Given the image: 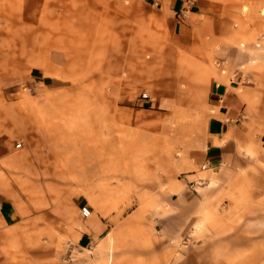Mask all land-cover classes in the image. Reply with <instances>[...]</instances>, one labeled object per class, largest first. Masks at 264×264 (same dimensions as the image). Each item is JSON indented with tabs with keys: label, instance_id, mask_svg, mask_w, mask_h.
<instances>
[{
	"label": "rangeland",
	"instance_id": "obj_1",
	"mask_svg": "<svg viewBox=\"0 0 264 264\" xmlns=\"http://www.w3.org/2000/svg\"><path fill=\"white\" fill-rule=\"evenodd\" d=\"M221 3L217 37L152 0H0V264H264L262 133L200 167L219 62L264 96V0Z\"/></svg>",
	"mask_w": 264,
	"mask_h": 264
},
{
	"label": "crops",
	"instance_id": "obj_2",
	"mask_svg": "<svg viewBox=\"0 0 264 264\" xmlns=\"http://www.w3.org/2000/svg\"><path fill=\"white\" fill-rule=\"evenodd\" d=\"M153 5L164 10V15L170 19L177 34L185 30L197 28L205 29L212 25L215 36L222 37V32L231 24V16L224 11L231 4L221 3L222 0H152ZM234 6V5H233ZM235 56L240 55L233 49ZM242 55V54H241ZM243 64L229 59L219 62V71L213 72L209 85L208 105L213 111L212 129L206 147L201 153L204 164L202 170L216 171L218 169L235 172L238 168H249L255 165L248 153L238 151L253 143L257 130L264 135V123L257 124V120L264 119V96L260 95L262 87L255 80V73L263 69L259 65L251 64L249 56L244 54ZM168 99H158L157 107L170 104ZM263 104V106H261ZM257 136L255 146L250 148L257 156L264 159V138ZM259 137V138H258ZM258 140L262 145H258ZM194 176V174H192ZM212 177L206 173L204 182ZM196 179L192 178L194 182Z\"/></svg>",
	"mask_w": 264,
	"mask_h": 264
},
{
	"label": "built area",
	"instance_id": "obj_3",
	"mask_svg": "<svg viewBox=\"0 0 264 264\" xmlns=\"http://www.w3.org/2000/svg\"><path fill=\"white\" fill-rule=\"evenodd\" d=\"M143 97H147L146 94L142 95ZM202 168L204 167V164L201 166ZM80 212L83 216H87L90 214V209L87 206H82L80 209Z\"/></svg>",
	"mask_w": 264,
	"mask_h": 264
}]
</instances>
